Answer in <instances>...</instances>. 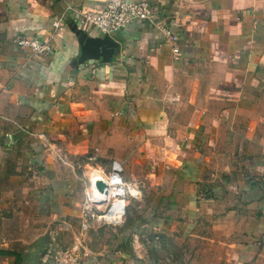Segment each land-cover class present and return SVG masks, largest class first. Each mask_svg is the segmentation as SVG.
<instances>
[{
	"label": "crops",
	"instance_id": "0c3cea01",
	"mask_svg": "<svg viewBox=\"0 0 264 264\" xmlns=\"http://www.w3.org/2000/svg\"><path fill=\"white\" fill-rule=\"evenodd\" d=\"M104 1L0 0V264H40L114 159L154 235L264 264V0H148L115 35L81 19Z\"/></svg>",
	"mask_w": 264,
	"mask_h": 264
},
{
	"label": "rangeland",
	"instance_id": "374dc122",
	"mask_svg": "<svg viewBox=\"0 0 264 264\" xmlns=\"http://www.w3.org/2000/svg\"><path fill=\"white\" fill-rule=\"evenodd\" d=\"M131 200L129 196L127 216L119 225L96 224L87 231H82L80 219L72 220L71 226L64 225L51 264H86L85 260L92 257L93 264H231L225 260L222 247L201 238L166 235L156 239L154 230L142 220L149 209L148 201L143 199L134 206ZM127 230L131 231L127 243L116 248L113 242Z\"/></svg>",
	"mask_w": 264,
	"mask_h": 264
},
{
	"label": "built area",
	"instance_id": "2783aa9c",
	"mask_svg": "<svg viewBox=\"0 0 264 264\" xmlns=\"http://www.w3.org/2000/svg\"><path fill=\"white\" fill-rule=\"evenodd\" d=\"M81 19L90 28L106 35H115L139 20L154 21L152 5L148 0H105L100 7H95L81 13ZM57 23V22H56ZM167 36L171 31L162 27ZM17 44L22 48L31 50L32 54L42 56L48 54L53 46L47 41H40L35 36L19 35ZM177 52L178 48L175 47ZM45 146L53 151L59 159L65 161L62 153L55 149V145L42 135ZM94 156L89 159H94ZM101 168L90 165L89 175L83 176L84 199L79 213L82 231H87L96 224L119 225L124 221L127 213V198L134 196L133 190L123 177V165L114 159L111 162L109 172H99ZM102 182L104 187L100 188L98 183ZM159 239V236H156ZM57 239L52 238L42 252L40 264H51ZM68 253V252H67Z\"/></svg>",
	"mask_w": 264,
	"mask_h": 264
},
{
	"label": "trees",
	"instance_id": "16d2710c",
	"mask_svg": "<svg viewBox=\"0 0 264 264\" xmlns=\"http://www.w3.org/2000/svg\"><path fill=\"white\" fill-rule=\"evenodd\" d=\"M127 241H128V238H126L125 240H123L120 244H114V246L117 248L118 247V249L123 245V244H126L127 243ZM114 248V247H113ZM113 260V259H112ZM114 260H115V258H114Z\"/></svg>",
	"mask_w": 264,
	"mask_h": 264
},
{
	"label": "water",
	"instance_id": "95a60500",
	"mask_svg": "<svg viewBox=\"0 0 264 264\" xmlns=\"http://www.w3.org/2000/svg\"><path fill=\"white\" fill-rule=\"evenodd\" d=\"M98 185L100 188L104 187V184L102 182H99Z\"/></svg>",
	"mask_w": 264,
	"mask_h": 264
}]
</instances>
